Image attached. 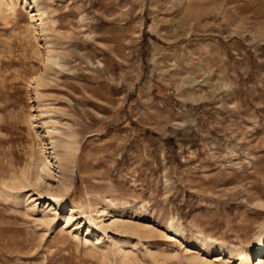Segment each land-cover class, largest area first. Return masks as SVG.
Wrapping results in <instances>:
<instances>
[{"label": "rangeland", "instance_id": "1", "mask_svg": "<svg viewBox=\"0 0 264 264\" xmlns=\"http://www.w3.org/2000/svg\"><path fill=\"white\" fill-rule=\"evenodd\" d=\"M38 1L63 66L41 87L40 23L0 0V264H259L264 0ZM49 118L73 171L33 210L56 170L5 182L46 161Z\"/></svg>", "mask_w": 264, "mask_h": 264}, {"label": "bare ground", "instance_id": "2", "mask_svg": "<svg viewBox=\"0 0 264 264\" xmlns=\"http://www.w3.org/2000/svg\"><path fill=\"white\" fill-rule=\"evenodd\" d=\"M22 2V4L24 5V7H29L30 10L32 11V13L35 14L34 18L37 19V21L40 23L39 27H40V33H42V37L44 40V60H43V69H42V74L39 77V79L37 80V86L41 87L45 84L46 82V77L53 73V72H58L63 70V66L60 62L59 56L58 54L50 48V45H48L47 41H46V32L41 24V19L43 18V16H46V12L42 9L41 4L38 0H20ZM2 4L5 5L6 7H8L10 10L14 11L15 10V6H14V2L13 0H10V2H8V0H2ZM39 33V34H40ZM41 36V35H40ZM41 37V38H42ZM38 118L40 120L43 119V117H47L48 114L46 112H44L41 109H38ZM50 122L47 123H42L43 127H44V135H42V139L44 141V146L46 147V150L49 152L48 153V158L46 159V161H41L39 164L37 163V165L35 166V172L34 175H30L29 172L25 171L22 173L21 176H18L17 178H15L14 180L10 181V182H5L6 185L8 184H12L13 186L18 185V187L20 189H28L31 187L34 188H42V185L45 184L46 178L52 177V175H50V173L52 174L53 170H56V176L58 177V185H53V184H47L46 185V190H43L42 192L38 191L37 196L38 199L35 200L33 196L29 197V199H32L30 206L32 207L33 210H36V203L41 200H48L51 203V206H56L57 209H62L64 207V203L61 202L60 200V196L55 194L57 191L58 192H63L65 189V191H67V178L65 177V173L68 170H72L73 171V163H72V156H71V148L74 145L73 143H62L59 140L55 139L54 135H58L59 131H57L56 127H54L53 125H49V123H55L54 120H52L51 118ZM61 150L62 153H58V151ZM56 209V210H57ZM55 210V209H54ZM97 212V210L95 209H89V212H83V214H87L90 216H92L93 213ZM74 218V215L72 214L69 218V222ZM90 217H88V220ZM45 222L48 221H52V218H49L47 215H45ZM87 220V219H86ZM94 220V219H93ZM112 221L105 225V227L102 228H98L97 226L99 224H91L93 227H97V229L106 232L107 230L111 229V228H118L119 227V222L116 221L115 219H111ZM95 222V221H94ZM123 225V224H122ZM121 226V225H120ZM123 227V226H122ZM138 228V227H137ZM140 228V227H139ZM170 231L174 236H177L179 234L178 229L175 227L174 224L170 225ZM89 242V241H88ZM97 246V245H96ZM262 255H264V240L260 246V249L258 251V258L260 260L259 264H264V260L262 259ZM241 261L242 263L244 262L243 256L241 255Z\"/></svg>", "mask_w": 264, "mask_h": 264}]
</instances>
